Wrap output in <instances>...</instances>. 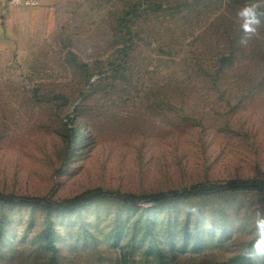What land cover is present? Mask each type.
<instances>
[{
	"label": "rangeland",
	"instance_id": "1",
	"mask_svg": "<svg viewBox=\"0 0 264 264\" xmlns=\"http://www.w3.org/2000/svg\"><path fill=\"white\" fill-rule=\"evenodd\" d=\"M248 2L0 0V193L60 202L264 180V24L242 47L235 19ZM258 210L255 190L158 208L98 198L52 213V254L40 208L0 203V264H249Z\"/></svg>",
	"mask_w": 264,
	"mask_h": 264
},
{
	"label": "trees",
	"instance_id": "2",
	"mask_svg": "<svg viewBox=\"0 0 264 264\" xmlns=\"http://www.w3.org/2000/svg\"><path fill=\"white\" fill-rule=\"evenodd\" d=\"M255 190L264 194V180H235L225 184H212L209 186H191L188 189L170 191L166 193H155L150 195H135L130 193H122L116 190H103L96 188L85 191L70 199L52 202L42 197L19 196L13 194L0 193V203L25 205L40 208L44 212V231L43 238L46 247L52 254L56 252L53 244V222L51 215L53 212L72 210L84 206L93 200L103 197H110L128 208H135L138 203L150 202L156 208L171 204L181 199H188L195 196L210 195L225 191H244ZM50 264H54L51 259Z\"/></svg>",
	"mask_w": 264,
	"mask_h": 264
},
{
	"label": "clouds",
	"instance_id": "3",
	"mask_svg": "<svg viewBox=\"0 0 264 264\" xmlns=\"http://www.w3.org/2000/svg\"><path fill=\"white\" fill-rule=\"evenodd\" d=\"M264 0H250L236 12V22L238 24L240 39L239 44L247 47L249 42L258 36L259 29L264 24ZM182 214L196 220L207 235L220 237L225 232V225L217 219L202 213L200 207L193 204H182ZM255 231L254 241L244 252V258L249 264H264V210H258L254 217Z\"/></svg>",
	"mask_w": 264,
	"mask_h": 264
},
{
	"label": "built area",
	"instance_id": "4",
	"mask_svg": "<svg viewBox=\"0 0 264 264\" xmlns=\"http://www.w3.org/2000/svg\"><path fill=\"white\" fill-rule=\"evenodd\" d=\"M18 6H35L38 0H5Z\"/></svg>",
	"mask_w": 264,
	"mask_h": 264
}]
</instances>
